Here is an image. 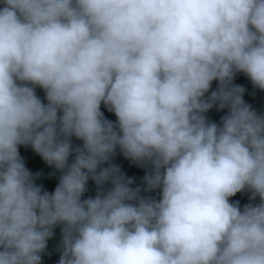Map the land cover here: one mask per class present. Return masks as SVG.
<instances>
[{"label":"clouds","instance_id":"obj_1","mask_svg":"<svg viewBox=\"0 0 264 264\" xmlns=\"http://www.w3.org/2000/svg\"><path fill=\"white\" fill-rule=\"evenodd\" d=\"M238 74L264 92V0H0V264H41L57 227V264H264V112Z\"/></svg>","mask_w":264,"mask_h":264},{"label":"trees","instance_id":"obj_2","mask_svg":"<svg viewBox=\"0 0 264 264\" xmlns=\"http://www.w3.org/2000/svg\"><path fill=\"white\" fill-rule=\"evenodd\" d=\"M234 83L243 85L245 88L244 100L249 103L258 113L264 112V92L254 89L250 83V81L243 76L242 74H238ZM216 82H213L212 87L215 88ZM37 94L41 97L43 93L40 89H37ZM101 111L104 112V115L107 119L115 120V116L112 113L107 112L103 106H101ZM226 111V110H224ZM224 111H216L215 108L211 109L207 116L209 119L214 121H219V118L224 115ZM78 143V141H77ZM22 158L24 159L26 167L29 168L32 172H40L41 175L37 178V183L42 184L43 187L51 192L55 184L57 182L58 174L49 176L48 173L50 169L48 166L41 160V158L31 151L30 148L20 147L19 149ZM113 163L117 164L121 170L125 173L126 176L131 177L134 182L139 183L144 171L141 168H138L135 164L123 158L119 152L115 156ZM86 196L94 195V185L91 181L88 184V191L85 193ZM248 193L241 192L237 193L236 196L230 198L232 200H238L241 205L248 203ZM53 237L48 241V246L44 253L41 254V264H57L59 259V238H60V230L59 227L55 228Z\"/></svg>","mask_w":264,"mask_h":264}]
</instances>
